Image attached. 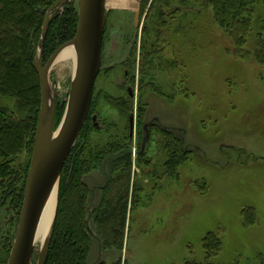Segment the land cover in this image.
I'll list each match as a JSON object with an SVG mask.
<instances>
[{"label":"rangeland","instance_id":"374dc122","mask_svg":"<svg viewBox=\"0 0 264 264\" xmlns=\"http://www.w3.org/2000/svg\"><path fill=\"white\" fill-rule=\"evenodd\" d=\"M152 1L105 6L89 135L95 149L108 145L114 153L125 143L131 159L130 166L124 167L125 160L116 168H125L121 175L129 183L121 250L110 246L99 261L203 263L204 239L213 233L221 247L210 262L259 264L258 256L264 257V62L253 54L256 36L237 49L211 9L156 20ZM67 4L77 14L78 0ZM73 69L68 59L50 71L62 109L58 123ZM106 97L129 101L131 113L126 117ZM7 104L0 99V105ZM178 138L185 159L172 169ZM25 160L23 153L17 165ZM102 177L99 171L98 184ZM87 183L94 186V179ZM11 217L0 208V232L11 228ZM96 248L91 246V256Z\"/></svg>","mask_w":264,"mask_h":264},{"label":"trees","instance_id":"16d2710c","mask_svg":"<svg viewBox=\"0 0 264 264\" xmlns=\"http://www.w3.org/2000/svg\"><path fill=\"white\" fill-rule=\"evenodd\" d=\"M56 1L0 0V99L8 103L0 105V208L12 214L11 228L0 232V264H6L13 243L40 109L39 81L32 64L46 11ZM67 1L49 21L42 51L43 65L75 34L77 14ZM208 9L237 49L250 35L256 36L253 54L264 62V0H153L151 6L156 20L184 17L188 10L201 12ZM94 95L78 140L61 171L56 219L45 264H104L99 258L110 246L121 250L129 184L121 173L130 166L131 158L125 143L114 153L111 146L97 145L95 149L91 145L89 133L94 130L91 123ZM106 98L109 105L126 117L131 113L129 101ZM61 113L62 109L56 103L55 125ZM140 120L138 116V127L142 125ZM162 132L170 138V132ZM174 144L172 169L185 159L180 139ZM23 153L26 162L17 165ZM125 160V168L116 169ZM99 171L104 179L101 184L96 181ZM89 179H94V186H88ZM97 191L101 196L99 194L95 202ZM93 244L97 248L91 256ZM204 244L206 261L186 264H214L210 258L219 251L220 240L208 233ZM258 262L264 264V257L259 255ZM114 264H120L119 257Z\"/></svg>","mask_w":264,"mask_h":264},{"label":"water","instance_id":"95a60500","mask_svg":"<svg viewBox=\"0 0 264 264\" xmlns=\"http://www.w3.org/2000/svg\"><path fill=\"white\" fill-rule=\"evenodd\" d=\"M65 2L66 0H57L46 11L32 64L39 81L40 109L22 205L6 264H33L37 242H40V246L35 264L46 263L57 213L61 171L86 121L95 80L101 68L106 0H78L74 37L60 45L46 63L42 64L43 44L49 21ZM138 16L137 9L136 22ZM65 50H71L74 54V69L65 109L60 122L55 126L56 100L49 76L57 58ZM54 194L55 206L49 226L43 239L38 241L42 216Z\"/></svg>","mask_w":264,"mask_h":264},{"label":"bare ground","instance_id":"6f19581e","mask_svg":"<svg viewBox=\"0 0 264 264\" xmlns=\"http://www.w3.org/2000/svg\"><path fill=\"white\" fill-rule=\"evenodd\" d=\"M123 0H106V4L105 6L110 7V6H117L120 7L122 6V4H125L124 2H122ZM129 2V0H128ZM132 3H134V0H132ZM70 59L71 61H74V54L71 50H65L56 60V63L64 61V60H68ZM55 206V194L52 196L51 200L49 201L45 212L42 216L41 222H40V228H39V232H38V241H41L47 231V228L49 226L52 214H53V209Z\"/></svg>","mask_w":264,"mask_h":264},{"label":"flooded vegetation","instance_id":"af4514ba","mask_svg":"<svg viewBox=\"0 0 264 264\" xmlns=\"http://www.w3.org/2000/svg\"><path fill=\"white\" fill-rule=\"evenodd\" d=\"M146 127H147V125H146ZM130 129H131V131H133V128H132V124H131V126H130ZM147 132V131H146ZM146 135H147V133H146ZM145 140V139H144Z\"/></svg>","mask_w":264,"mask_h":264}]
</instances>
